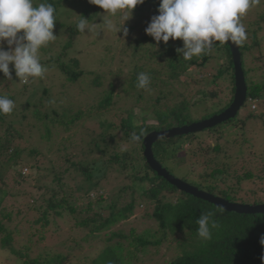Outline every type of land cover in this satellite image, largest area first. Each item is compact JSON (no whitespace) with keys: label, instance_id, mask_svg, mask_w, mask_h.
Here are the masks:
<instances>
[{"label":"trees","instance_id":"obj_1","mask_svg":"<svg viewBox=\"0 0 264 264\" xmlns=\"http://www.w3.org/2000/svg\"><path fill=\"white\" fill-rule=\"evenodd\" d=\"M76 1L80 0L35 1L37 5L51 3L55 7L57 21L54 28L60 27L65 35L61 52L53 53L55 46L51 47L49 43L47 47L40 50V61L48 68L46 73L50 70L54 71L53 77L63 78L65 83L87 84L86 80L88 79L87 85L99 87L102 85L101 75L91 71L86 72L81 60L70 56V49H75L77 41L85 35V33L77 31L78 21L85 17L89 19L90 24L94 23L98 18H102L105 10L90 4L89 0H85L87 3L85 2V5L81 6L79 12L75 11L76 8L72 12L68 10V15H70L68 19L71 14L72 18L79 14L76 21L71 18L70 20L73 21L70 23L59 22V12L60 14L66 13L68 6L72 2L75 4ZM159 4L160 0H145L142 5H137L131 16L138 18L147 12L150 16L149 24L151 18L159 14L157 11ZM115 16L121 18L120 14ZM256 24L258 29L253 32L246 30L247 40L239 45L248 88L246 103L248 102L250 107V113L245 118L238 114L239 120L235 119L238 127L242 125L240 128L242 137L248 130L245 128L247 124H252L257 128L259 124L255 122L259 120L261 126L264 127V114H258L257 110L252 109L256 104L263 106L264 83L260 84L251 78L250 70L247 67L250 57H255L254 55L257 53L261 54L259 49L262 50L264 40L257 38L258 33L263 31L261 25H264V11L259 14L256 23H253V25ZM129 30L132 31L133 28ZM60 42L62 39L58 43ZM182 47L183 42L179 39H170L167 44L162 41L157 43L153 37L145 33L141 34L138 42L129 43L121 50L122 53L123 51L132 52L133 59L137 58L141 63L136 68L137 71L132 73L129 80L126 79L121 86L127 99H130L133 105L126 110L127 116L121 119L119 127H114L109 121H103L100 124L101 133L97 137L81 132L80 146L84 151L79 155H67L58 159L65 158L66 167L57 163L59 164L57 167L45 168V172L53 174L52 185H55V188H49V185L40 186L41 179L35 181L34 186H30L22 173L16 171L19 166H23L24 162L28 164L27 159L23 158L24 152L18 141L25 139L29 142L31 139L37 138L42 142L49 143L51 141L52 143L61 131L71 132L79 126L82 120L100 117L94 115L95 111L93 110L97 107V113H105L117 105L118 102H114V99L119 97V95L115 96L117 87L112 81L110 90L98 100L97 106L85 111L79 109L74 112L73 107L52 108L50 102L46 100L48 98L47 88L41 90V83L46 75L43 78L30 79L27 85H23L15 80L12 65H10L12 80H8L0 72V76L5 78V82H9L5 87L15 92L14 95L0 93V96L13 100L15 104L11 114H0V125L5 126L4 132L0 135V251L10 252L18 259L24 260L23 264H63L77 246L80 247L81 243L86 246L91 241V249L95 250L96 256L92 259L94 252H88L86 256H74L75 259L79 257L80 261L84 263L85 260L87 264H142L145 261H151L152 258L156 259L160 254L159 249L167 244L168 248L175 253L172 258L165 260L167 264H264V242H262L264 241V215L230 213L209 202L181 192L164 178L159 177L151 169L144 156V140L148 134L190 125L194 120L199 122L209 119L224 112L233 102L236 89L235 69L229 45L217 42L211 51L200 56H193L190 60L183 59L182 54L177 52V49ZM109 51L106 49V52ZM116 58L112 57L110 63L102 65L107 66L108 75L119 78L122 76L121 71H114L113 68ZM208 65L212 66L211 83L214 85H218L220 82L226 84L224 92L229 93L231 98L224 105L218 103L217 109L216 106H213L212 110L207 108L199 114V117L194 118L193 110L197 104L195 99L190 100L186 97L189 92L182 93L181 87L183 85L188 87L189 81H181V79L191 68L200 71ZM161 66L163 68L159 69ZM141 72L147 73L150 77L151 83L147 89L137 87V76ZM192 78L191 86L196 87L204 84L206 76ZM36 80H39V83H35ZM157 81H160L162 86L163 84L168 86L170 84L168 81H172V84L176 85V89H178L176 95H179L180 100L173 98L172 100H176L173 107L166 106L165 109L160 107L169 94L163 96L162 90H156ZM32 84L35 86L32 87ZM1 85L2 81H0ZM152 90L157 93L155 99ZM144 92L147 93V96L144 95ZM198 93L204 95L205 89H199ZM28 94L33 102L28 99L30 102L27 100L25 109H33V116L37 123H28L27 137L25 131L17 129L10 119L18 110L17 99ZM37 94H40L39 97L36 96ZM219 95L220 92L217 90L206 94L213 101H216ZM153 99L154 104H152ZM144 101H147V106L141 109V116L138 117L134 109ZM151 107H153L152 113H150ZM43 108H47V110L43 111ZM59 109L62 110L59 111ZM150 117L156 122L145 123ZM217 128L187 137L160 140L153 146L155 158L171 174H174V170H179L176 166L182 167L187 162L193 163L190 167L191 170L185 177H181L183 181L232 203L249 204V201L238 197V190L232 181L236 179L242 186L244 181H252L253 175L245 173L238 177L232 175L225 166L214 168L210 172L206 169L207 164L213 161L209 158L212 154L216 157L223 155L220 153H223L224 146L220 143L222 138L219 136L220 132ZM134 133L140 136L138 141H132L131 137ZM215 133L218 134V139L213 145L208 143L207 149H205L204 141H201L199 136L205 139L212 137ZM76 135L78 134L71 135L64 140L67 144L65 149L77 144L72 141ZM190 136L192 137L190 138ZM239 141L240 139L235 143H239ZM183 145L187 146V150H183ZM36 152L35 150L30 152V157H36L38 155ZM58 155L59 151L54 157ZM88 155L93 159L84 158ZM201 158L207 160L201 162ZM217 160H220V157ZM177 161H179L178 164ZM200 165L203 169H200ZM217 165L219 166L218 163ZM12 167L13 171L17 172L15 184H19L21 187L10 185L7 182V174L9 168ZM111 174L117 176L115 182L119 181L116 184L119 192L117 198L115 195L110 197L104 192L108 183L112 181ZM80 176L83 180L78 185H74L75 187L66 181H72V178L75 180ZM187 179L194 182H189ZM18 180H21L20 183ZM221 183L226 186L223 188ZM45 188L50 193L48 199H46L47 194L39 193ZM107 200L110 201L107 203ZM103 204L106 205L102 208ZM258 204H264V200L257 199L253 205ZM150 205H154V211L151 216L147 217L155 221L156 230L145 231L142 234H136V230H131L129 236L122 232H113L109 238L102 235V232L106 231L110 234L111 228L118 223L127 222L139 207L148 209ZM202 213H211V219L216 223V227L212 229V239L208 241L202 240L197 232L196 221ZM114 239L123 242L108 244ZM97 240L105 241L106 245L96 248L93 243ZM33 242L36 244L46 243L48 246L58 243L62 247L47 252L44 258L31 257L29 252L34 248ZM21 244L22 247L19 246ZM61 248L66 253L61 251Z\"/></svg>","mask_w":264,"mask_h":264},{"label":"rangeland","instance_id":"obj_2","mask_svg":"<svg viewBox=\"0 0 264 264\" xmlns=\"http://www.w3.org/2000/svg\"><path fill=\"white\" fill-rule=\"evenodd\" d=\"M37 2L38 0H34ZM87 1V0H86ZM85 0H80L72 2L68 8L66 13L59 12L58 14V21L59 22H66L70 23L73 20L76 21L79 17V14H77L74 18L71 14V17L68 19L70 15H68L69 12H72L73 10H76L77 12L80 11L81 6L85 5ZM87 3V2H86ZM74 4V5H73ZM73 5V6H72ZM74 11V13H75ZM148 11V10H146ZM264 11V0H260L258 4L253 5L248 13L242 17L241 22L244 24L246 30H251L252 32L258 29V25H253V23H256L257 18H259V14H261ZM105 20H110L112 23L117 25H122L123 20L120 17L112 16L110 14L103 13ZM73 20H70V19ZM150 20V16L147 12L143 14L142 17L134 18L131 16L130 19L125 21V24L123 25L120 32H110V31H103L100 36H96L95 34H88L85 33L84 36H82L77 42L75 49H70V56L72 58H76L81 60L83 68L86 70V72H94L102 77V85L99 87L92 86L90 87L88 84V79L86 80L87 84H81L76 83L72 84L69 82H64V79L53 77L54 71L45 73L46 77L42 80L43 83H41L42 88L48 90L47 94V101L50 102L52 105V108H59L62 107H73V111L77 112L79 109L85 111L88 108H93V106H97L98 100L103 97L105 93H107L110 90L111 82L113 81L115 83V96L119 95V97H116L114 99V102H118L117 105H114V107H111L108 112H100L97 113V107L93 111H95L94 115H98L100 117H93L88 118L85 120H82L79 123V126L74 128L71 132H63L55 137V141L51 143V141L48 142H42L41 139H31V141L19 140L20 148L23 150V158L27 159V162L23 163V166H19L16 170L18 173L21 172L22 176L29 184L30 186L35 185V181L38 179H41L40 186L49 185V188L53 187L55 188V185H52L53 180V174L50 172H45L46 167H57L59 164L64 165L65 167L67 164L65 163V158L58 160L61 157L74 156L81 154L84 149L82 146H80L81 141V132H84V134H91L97 137L101 133L100 124L103 121H109L110 124H113L114 127H119L120 121L122 118L126 117V110L131 107L133 104L131 103L130 99H127V96L122 91V84L126 81V79L129 80L131 77V74L136 72V68L141 65L140 61H138L137 58L133 59L132 52L123 51L122 49L126 47L129 43H136L140 40L141 34H145V28L147 27L148 21ZM94 23H100L98 24V28L103 27V20L102 18H98ZM253 25V26H252ZM137 26V27H135ZM263 27V31L258 33V40L263 39L264 40V25H261ZM123 28H127L128 32L125 36ZM133 28L132 31L129 29ZM54 34L57 35V39L53 42H50L51 47L55 46V50L53 53L61 52L64 46L63 39L65 38L64 31L60 27L54 28ZM143 36V35H142ZM67 37V36H66ZM62 42L58 43L59 41ZM50 48V47H49ZM48 48V49H49ZM106 49H109V52H106ZM5 50H7V45L5 44ZM261 54L257 53L254 55L255 57H250L249 62L247 64L248 69L250 70V77L254 78L255 81L259 82L260 84L264 83V41L262 43V50ZM41 56V54H40ZM112 57H117L116 62L114 65V71L120 72L121 75L119 78L116 76L113 77L112 75H108V70L106 69L107 66L102 65L103 63L106 64L107 62L110 63ZM255 58V59H254ZM254 59V60H252ZM133 64V65H131ZM109 67V66H108ZM163 68V66L159 67V69ZM212 72V66L208 65L205 69H202L198 71L196 68H191L189 71L185 73V75L182 77L181 81H189L188 87H181L182 93L187 94L189 92V95L187 94V98L190 100L195 99V103L197 104V107L193 110V117L197 118L199 117V114L205 111L207 108L212 110L213 106H216L217 109L219 107L218 103H221L224 105L226 102L230 100L229 93L224 92V88L226 84H223V82H220L218 85H214L211 83V75ZM15 76V73H14ZM205 82L202 86H191V81L193 80L192 77H199L203 78L205 77ZM167 80V76L165 77ZM15 80L19 82L18 77L15 76ZM0 81H2V85L0 86V93H5L7 95H14L15 92L12 90L7 89L5 86L9 84V82H5V78L0 76ZM39 83V80H36ZM170 84L161 85L160 81H157L156 90H162V95L166 96L169 94V97L166 98L163 102V104L160 106L161 108L165 109L166 106L168 108H171L176 103V100H172L173 98H178L180 100L179 95H176V85L172 84V81H168ZM29 83V82H28ZM28 83L23 85H27ZM21 84V83H20ZM176 84V83H175ZM19 85V84H18ZM35 85L32 84V87ZM199 89H205V93L199 94ZM185 90V91H183ZM220 92L219 98L216 101H213L209 96H206V94H211L214 91ZM153 91V90H152ZM40 94H37L36 96L39 97ZM144 95L147 96V93L144 92ZM30 94L22 97L21 99H17V112L11 117V121L16 125L17 129H23L25 131L26 136L27 135V127L28 123H37L36 118L33 116V109L32 110H26V102L28 99H30ZM157 96V93L153 91V98ZM154 99L152 100V104H154ZM206 99V100H205ZM31 100V99H30ZM182 100V97H181ZM222 100V101H220ZM29 101V100H28ZM30 102V101H29ZM33 102V100H31ZM47 103V102H45ZM216 104V105H215ZM147 106V101H144L140 104V106H136L134 109L135 114L140 117L141 116V109L145 108ZM25 109V110H24ZM252 109L257 110L256 113L258 114H264V103L262 105H254ZM47 108H43V111H46ZM62 109H59L61 111ZM153 107L150 108V113H152ZM49 113V111H48ZM214 113V112H213ZM250 113V107L249 103L247 102L243 109L240 111L239 115L243 116L244 118ZM257 116V115H256ZM25 117V118H23ZM239 116L232 119L230 122L223 123L218 127L219 129V136L222 138L220 143L224 146L223 155H219L220 160H217L219 157H216V155L212 154L211 159H213L212 162L207 164L206 169H208L210 172L212 169L221 168L222 166H225L228 168V171L232 175L236 176H243L245 173H250L253 175L252 181H244L242 186L238 184V181L234 179L232 181L233 184H235V188L237 191V195L239 198H241L244 201H249V204L253 205L257 199L264 200V127L261 126L259 123V120L255 123H258L259 126L255 128L252 126V124H247L245 126L246 133L242 137V132L240 131V128L236 125L237 120H239ZM237 119V120H235ZM9 120V121H10ZM155 119L150 117L148 121L145 123L147 124H153L155 123ZM196 121L194 120L193 123ZM141 124V122H139ZM5 126L0 125V135L4 132ZM34 130V129H33ZM35 131V130H34ZM120 133V132H119ZM203 133V132H201ZM78 134L72 138V141L77 142L76 145H73L72 141H70L71 145H73L71 148L65 149V146L67 144L64 142L66 138H68L71 135ZM198 134V133H197ZM200 134V133H199ZM218 134L215 133V135H212V137H204L199 136L201 141H204V148L207 149L208 143L213 145L216 140L218 139ZM192 136H190L191 138ZM240 139L239 143H235L236 140ZM71 140V139H70ZM70 145V146H71ZM222 146V147H223ZM126 148L125 146H122ZM187 146L183 145V150L186 149ZM33 150L37 151L36 154H38L36 157H30V152ZM59 151V157H54L56 153ZM211 153V152H208ZM206 156V155H205ZM89 157V159H93L91 156H84V158ZM183 157V156H181ZM201 162L207 160L204 158H201ZM76 160V159H74ZM59 163V164H57ZM179 161H177V164ZM219 164V166L217 165ZM193 163L185 164L182 167L176 166L179 170H174L173 168H170L174 170V176L181 179V177H185V175L191 170V165ZM63 168V167H62ZM13 167L9 168L8 174H7V182L10 185H15L16 187H21L19 184H15L17 182L16 173L13 171ZM200 169H203V167L200 165ZM63 170V169H62ZM192 170H195V168H192ZM196 172V171H195ZM115 174L112 175L110 181L108 183L107 189L104 190V192L111 196L119 195V192L117 191L116 184L119 182L116 180ZM47 178V179H46ZM193 179V177H191ZM82 176L78 177L77 179L73 180H66L67 183L72 184L73 186L78 185L82 181ZM21 180H18V183H20ZM189 182H194L189 179H187ZM222 187L224 188L226 184L221 183ZM74 186V187H75ZM73 187V188H74ZM42 194H47L49 198L50 193L46 190V188L43 191L39 192ZM110 200H107V203ZM106 204L102 205V208ZM154 205H150L148 209L139 207L136 210V213L134 216H132L127 222L118 223L117 225L113 226L111 229V232H102V235L106 236V238H109L111 236V233L113 232H122L124 235L129 236L131 233V230H136V234H142L145 231L149 230H156V223L155 221L147 217L148 215L151 216V214L154 211ZM14 208V206H13ZM100 210V209H98ZM108 234V235H106ZM103 236V237H104ZM57 241V240H56ZM118 241H121L119 239H114L108 244H116ZM123 242V241H121ZM125 245H127L126 242H124ZM79 245V244H78ZM92 242H88V245L85 246L84 243L80 244V247L77 246L72 253L69 256V259L67 261H64L63 264H87V261L84 260V263L79 260L80 256H86L88 252H94L95 250L91 249ZM96 248L99 246L102 248L104 245H106L105 241H95L93 243ZM22 247V244L19 245ZM32 246L34 247L32 251H30L31 257H45L47 252H51V250H58L62 245H59L58 243H55L53 246H48V244H42V243H32ZM61 251H64L63 248H61ZM65 252V251H64ZM159 256L155 259L152 258V260H148L143 262L142 264H167V260L172 258L174 256V251L168 248V245L161 247L159 249ZM66 253V252H65ZM64 253V254H65ZM78 255V259H75L74 256ZM95 252L92 255V259L95 257ZM166 260V261H165ZM24 260L18 259L16 256H13L10 252H2L0 251V264H23Z\"/></svg>","mask_w":264,"mask_h":264},{"label":"clouds","instance_id":"obj_3","mask_svg":"<svg viewBox=\"0 0 264 264\" xmlns=\"http://www.w3.org/2000/svg\"><path fill=\"white\" fill-rule=\"evenodd\" d=\"M145 0H89L90 4L105 10L106 14H120L122 25L105 20L89 23L83 17L76 25L80 33L95 34L97 37L107 30L118 33L125 21L131 18L137 5ZM260 0H160L158 15L151 18L145 33L159 42L167 44L169 40H181L183 47L177 52L183 59L190 60L213 49L214 44L231 42L241 45L247 40L244 24L241 22L250 8ZM56 9L51 3H34V0H0V72L12 80L13 66L19 83H28L30 79L43 78L48 68L40 61V50L57 39L54 34ZM125 36L127 28H123ZM5 44L7 50H5ZM137 87L147 89L151 80L147 73H139ZM14 101L0 96V114H11ZM132 141L140 136L135 133ZM244 204V203H243ZM251 205V204H250ZM212 214L202 213L197 219L198 236L208 241L212 239V229L216 227ZM264 242V241H262Z\"/></svg>","mask_w":264,"mask_h":264},{"label":"water","instance_id":"obj_4","mask_svg":"<svg viewBox=\"0 0 264 264\" xmlns=\"http://www.w3.org/2000/svg\"><path fill=\"white\" fill-rule=\"evenodd\" d=\"M226 43L229 45L233 56L236 88L233 102L231 103L229 108L209 119H205L182 127H174L170 130L154 131L148 134L144 140V156L146 157L147 163L149 164L151 169L155 171L159 177L164 178L181 192L209 202L216 207L230 213L243 215H264V204L250 205L243 203H232L222 197L202 191L197 187L174 176L155 158L153 151L154 144H156L160 140L173 139L176 137H187L189 135H194L209 129H213L216 126H219L236 118L240 111L243 109L247 101L248 88L242 66L240 47L239 45H233L231 42Z\"/></svg>","mask_w":264,"mask_h":264}]
</instances>
